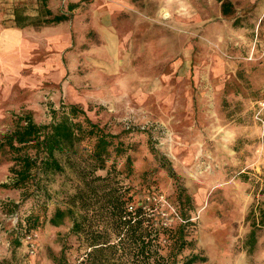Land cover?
Returning <instances> with one entry per match:
<instances>
[{
    "label": "rangeland",
    "instance_id": "1",
    "mask_svg": "<svg viewBox=\"0 0 264 264\" xmlns=\"http://www.w3.org/2000/svg\"><path fill=\"white\" fill-rule=\"evenodd\" d=\"M70 1L49 0V15L37 1L0 0V137L17 116L45 123L62 103L115 132L150 129L193 196L207 258L199 264H264V226L253 250L249 239L254 211L264 210V155L250 111L264 89V42L250 30L239 38V14L221 13L227 0H76L79 15ZM56 14L71 21L14 32L17 16L42 23ZM7 182L0 163V186ZM19 196L0 189V264L18 222L2 208ZM66 230L33 233L15 262L51 264L48 250L61 249Z\"/></svg>",
    "mask_w": 264,
    "mask_h": 264
},
{
    "label": "trees",
    "instance_id": "2",
    "mask_svg": "<svg viewBox=\"0 0 264 264\" xmlns=\"http://www.w3.org/2000/svg\"><path fill=\"white\" fill-rule=\"evenodd\" d=\"M229 7L223 2L225 14ZM51 16L45 21L49 25L70 20L66 14ZM28 20L17 16V25L23 29L37 24ZM260 95L256 100L264 89ZM12 127L0 137V163L8 166L9 174L0 189L19 191L20 198L2 208L18 222L8 232L11 257L1 264H17L15 253L22 241L45 227L67 228L58 234L61 249L48 250L51 264L207 260L198 249L193 196L157 147L152 130L130 125L115 132L80 105L65 103L52 107L45 123L25 114ZM253 215L251 250L258 227L264 226V210Z\"/></svg>",
    "mask_w": 264,
    "mask_h": 264
},
{
    "label": "crops",
    "instance_id": "3",
    "mask_svg": "<svg viewBox=\"0 0 264 264\" xmlns=\"http://www.w3.org/2000/svg\"><path fill=\"white\" fill-rule=\"evenodd\" d=\"M31 1H37L39 3V8L40 10L38 11L39 13H42V10L44 11V14H49L50 11V3L49 0H16V2H22V3H30ZM76 0H71L70 5H69V12L71 15H79L80 14V8L78 4H75ZM227 3L231 4V7L228 9L230 10L228 14H225L223 12V9L221 7V13L225 17H230L234 13H238L239 17L241 18V26L236 28L237 35H239V38L241 40H246V33L248 30L253 34V37L258 43L259 40H262L264 42V0H227ZM18 4V3H17ZM74 5V7L71 9V7ZM30 15V14H28ZM50 15V14H49ZM56 15H61V14H56ZM236 15V14H235ZM30 17V16H29ZM30 19V18H29ZM32 20V18H31ZM41 20L42 23H37V29H40L43 27V29L48 26L42 18L37 19ZM33 21V20H32ZM71 21V18L69 21H66L64 23H69ZM40 22V21H39ZM250 24V26L248 27ZM63 24V23H61ZM17 25V22H16ZM40 25V26H39ZM58 25V24H57ZM35 25H29L26 28H23L26 30V32H34V27ZM16 30H14L15 33H20L23 29L20 28L18 25L16 26ZM240 33V34H239ZM260 42V41H259ZM261 45V44H260ZM264 54V52H263ZM256 100H253L251 102V108L250 111L253 109V103Z\"/></svg>",
    "mask_w": 264,
    "mask_h": 264
},
{
    "label": "built area",
    "instance_id": "4",
    "mask_svg": "<svg viewBox=\"0 0 264 264\" xmlns=\"http://www.w3.org/2000/svg\"><path fill=\"white\" fill-rule=\"evenodd\" d=\"M253 119L259 128V147L260 152L264 155V96L253 103Z\"/></svg>",
    "mask_w": 264,
    "mask_h": 264
}]
</instances>
